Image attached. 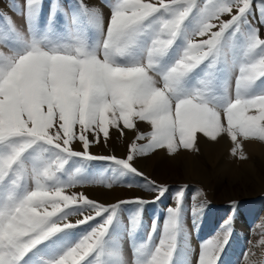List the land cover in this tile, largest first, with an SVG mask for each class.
Wrapping results in <instances>:
<instances>
[{"label": "snow or ice", "instance_id": "snow-or-ice-1", "mask_svg": "<svg viewBox=\"0 0 264 264\" xmlns=\"http://www.w3.org/2000/svg\"><path fill=\"white\" fill-rule=\"evenodd\" d=\"M10 10L23 23L0 9V264H219L231 218L194 247L187 184L147 229L142 209L125 222L121 207L171 191L138 158L198 152V134L226 135L241 160L242 141L264 142V0H20ZM111 129L133 131L126 155L92 154ZM92 161L110 162L112 179ZM119 177L140 178L151 200L70 191Z\"/></svg>", "mask_w": 264, "mask_h": 264}, {"label": "rangeland", "instance_id": "rangeland-1", "mask_svg": "<svg viewBox=\"0 0 264 264\" xmlns=\"http://www.w3.org/2000/svg\"><path fill=\"white\" fill-rule=\"evenodd\" d=\"M94 1L103 6V0H88L90 3ZM12 3L19 5L20 0H0V9L12 16L17 24H22L21 17L10 10ZM107 12L108 9L105 8L106 15ZM139 130L148 132L150 126L146 122H139ZM198 135V152L181 150L179 155L170 157L165 150H157L146 158L141 157L136 160V166L140 171L158 182L167 183L171 191L156 203L143 206L134 203L122 205V218L127 222L128 218L138 209H142V220L147 229L154 218L163 220L166 207L172 203V194L179 185L187 184L186 208L195 209L197 213L195 226L192 225L191 216L187 218V227L191 231L193 246L207 239L222 236L227 230L225 222L231 218L232 235L221 254L219 264H243V254L246 252L250 259L254 253L257 254L251 259L253 264H264V244H259V241L264 239V142L255 139L247 140L255 142L258 146L255 150L250 147L251 145L249 147L246 145L247 141H242L243 151L247 156L245 160L233 156L231 149L227 151L220 148L209 157L204 152L206 144L201 141V134ZM134 138L131 130H125V134L121 136L115 129H111L110 137L106 142L101 135L100 142L91 144L89 150L97 156L124 157L128 145ZM139 143H145V141ZM74 146L77 150L81 149L79 142H76ZM226 163H228L226 166H231L230 171L222 170V166ZM90 167L94 173H99L105 182L113 177V173L109 171L112 165L108 161H92ZM187 170L196 173L193 172L190 175ZM129 183L134 186L129 188L127 186ZM95 187L101 188L104 193L116 189L119 193L107 201L90 190ZM145 187L140 178L119 177L113 180L111 188L95 183L70 191L84 192L92 199L109 204L134 196H142L151 200L152 193L146 191Z\"/></svg>", "mask_w": 264, "mask_h": 264}, {"label": "bare ground", "instance_id": "bare-ground-1", "mask_svg": "<svg viewBox=\"0 0 264 264\" xmlns=\"http://www.w3.org/2000/svg\"><path fill=\"white\" fill-rule=\"evenodd\" d=\"M93 3H96V4H99L97 1H94ZM104 11H105V9H104ZM200 139H201V141L202 142H205V144H206V146L204 147V152H206V154L209 156V157H211V156H213L214 154H215V151H217V149H224V150H230L231 149V141H230V138H228L226 135H224V136H222L221 138H218V141H216V142H212V141H210V140H208L207 138H204L203 136H202V134H201V137H200ZM248 147H249V145H251L250 147H253L255 150L256 149H258V146H256V144H255V142L254 141H247V144H246ZM257 147V148H256ZM164 151V150H163ZM226 151V152H227ZM224 152V151H223ZM219 153V152H218ZM222 153V152H221ZM220 153V154H221ZM228 163H226V164H224L223 166H222V170H228V171H230V168H231V166H226ZM191 170V169H190ZM192 170H193V168H192ZM195 170V169H194ZM188 171V170H187ZM186 171V172H187ZM196 171V170H195ZM189 172V171H188ZM194 172V171H193ZM193 172H189L190 173V175H191V173L193 174ZM188 173V174H189ZM194 173H196V172H194ZM198 174V173H197ZM93 193H95V194H97V196L99 197H102L103 199H105V200H111V199H113L114 197H116L117 195H118V193H119V190H112V191H110L109 193H104L103 192V190L101 189V188H97V187H95V188H92V189H90ZM105 195V196H104ZM252 254V253H251ZM255 254V255H254ZM253 255H252V258L255 256L256 257V253H254ZM251 258V259H252Z\"/></svg>", "mask_w": 264, "mask_h": 264}]
</instances>
